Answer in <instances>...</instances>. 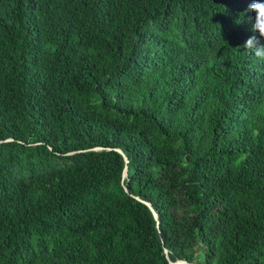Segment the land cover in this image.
Here are the masks:
<instances>
[{"label":"trees","instance_id":"obj_1","mask_svg":"<svg viewBox=\"0 0 264 264\" xmlns=\"http://www.w3.org/2000/svg\"><path fill=\"white\" fill-rule=\"evenodd\" d=\"M262 24L264 0H0V264H264Z\"/></svg>","mask_w":264,"mask_h":264},{"label":"clouds","instance_id":"obj_2","mask_svg":"<svg viewBox=\"0 0 264 264\" xmlns=\"http://www.w3.org/2000/svg\"><path fill=\"white\" fill-rule=\"evenodd\" d=\"M255 3L250 5V10L253 9ZM254 33L259 34V38H264V24L259 27L254 26ZM244 48H250L254 55L257 56L258 59L264 60V44L260 43V39L257 38L256 35L250 36L243 45Z\"/></svg>","mask_w":264,"mask_h":264},{"label":"water","instance_id":"obj_3","mask_svg":"<svg viewBox=\"0 0 264 264\" xmlns=\"http://www.w3.org/2000/svg\"><path fill=\"white\" fill-rule=\"evenodd\" d=\"M97 149H98V148H95L94 150H97ZM116 151H117L119 154H121V156L123 157L125 163H127L128 160H127V157L124 155V153H123L121 150H119V149H116ZM125 176H126V171L124 170L123 177H125ZM136 199L139 200V201H141V202H143V201L140 200L138 197H136ZM143 203H144L146 206H148L149 209L151 210V212H152L154 218L156 219L157 226H158L157 214H156L155 211L151 208V206H150L149 203H146V202H143ZM165 253H167L166 250H165ZM170 264H187V263H186L185 261H176V262H170Z\"/></svg>","mask_w":264,"mask_h":264}]
</instances>
